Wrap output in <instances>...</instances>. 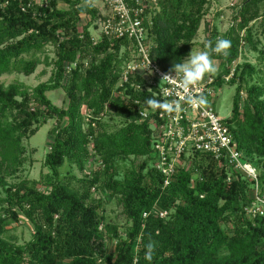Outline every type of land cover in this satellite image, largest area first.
Here are the masks:
<instances>
[{
    "label": "trees",
    "instance_id": "1",
    "mask_svg": "<svg viewBox=\"0 0 264 264\" xmlns=\"http://www.w3.org/2000/svg\"><path fill=\"white\" fill-rule=\"evenodd\" d=\"M59 1L0 0V76L32 74L42 63L38 54L48 45L55 47L49 80L35 87L0 81V172L19 171L26 162L24 140L49 119H57L44 160L49 171L39 180L9 186V205L0 209V264H264V216L253 217L245 209L254 200V182L197 152L165 185V176L153 165L149 122H138L134 103L148 96L130 83L119 86L124 65L132 59L129 41L105 36L96 41L92 23L80 30L79 21L84 14L93 21L99 18L98 9L82 0H62L68 4L63 8ZM207 4L158 0L157 7L146 10L144 21L154 38L150 55L161 68L169 71L193 51ZM262 15L264 0H243L235 16L240 21L225 37L231 41L229 54L212 53L211 58L219 63L218 87L237 85L228 123L243 155L260 169L264 194V166L252 157L264 158V84L250 86L245 80L248 71L250 76L255 71L250 63L237 66L229 81L223 78L238 59L243 39L257 48L259 39L248 24ZM243 29L247 32L241 36ZM243 87L248 94L241 104ZM58 88L66 91L67 107L55 105L47 95ZM106 115L127 122L113 127L103 120ZM130 156L141 161L123 178L102 186L101 168L113 170L117 159ZM94 157L100 167L92 178L62 174L66 162L83 169ZM99 186L117 199L126 221L124 233L118 224L104 223L101 204L87 203L90 190ZM154 207L168 210V216L161 217ZM19 212L34 227L32 238L23 244L6 237ZM107 236L116 240L114 251L108 249ZM149 240L156 242L151 261L145 259Z\"/></svg>",
    "mask_w": 264,
    "mask_h": 264
},
{
    "label": "built area",
    "instance_id": "2",
    "mask_svg": "<svg viewBox=\"0 0 264 264\" xmlns=\"http://www.w3.org/2000/svg\"><path fill=\"white\" fill-rule=\"evenodd\" d=\"M104 3L108 11L100 12L99 18L93 23L102 37L129 41L127 47L131 50L132 59L124 65L119 86L125 87L130 83L135 90L148 96L144 99L135 98L134 103L138 107V122H149L154 151L153 165L165 176V185L172 181L180 167L190 164L195 153H206L254 182L253 188L257 194L245 209L253 217L264 216V194L259 191V169L243 155L234 139L229 119L222 117L215 107V98L221 91L216 82L218 73L206 75L198 86L191 89L192 95L202 94L207 97V107L194 108L181 101L182 111L172 114L147 107L145 102L149 98L173 101L186 95L179 86V77L176 83L161 81L162 75L168 71L161 68L150 55L154 38L149 33L144 15L147 9L157 7L158 0H104ZM213 62L218 70L219 63L215 60ZM234 72L235 67L223 78L229 81ZM153 210L161 217L169 214L168 210L156 207Z\"/></svg>",
    "mask_w": 264,
    "mask_h": 264
},
{
    "label": "rangeland",
    "instance_id": "3",
    "mask_svg": "<svg viewBox=\"0 0 264 264\" xmlns=\"http://www.w3.org/2000/svg\"><path fill=\"white\" fill-rule=\"evenodd\" d=\"M34 1L42 4L46 0ZM242 1L243 0H208V4L203 9L204 15L201 23L199 24L197 35L193 39V43H195L193 52L205 50L204 44L206 41H212L213 39L216 41L217 38L225 39L228 31L233 27L234 24L240 21V19H238V21L235 20V16ZM82 3H91L101 13L108 11L104 0H82ZM58 4L63 8L68 6V4L62 0H60ZM89 22L92 23L90 24V31L92 32L94 39L97 41L102 37V35L100 30L95 27L93 19L90 15H82V18L79 21V29L82 30L83 27ZM248 27L253 29L255 39H259L258 46L257 48L249 46L243 39L239 45V57L236 61L232 62L229 67L230 69L235 67L236 72L237 66H240L244 63H250L255 68V71H253L252 76H250V72L248 71L245 80L248 81L250 86H263L264 55L261 51L264 50V15L255 20H251L248 24ZM246 32L247 29H243L241 31V36H244ZM214 35L216 36L214 37ZM54 49L55 47L53 45H48L44 52L38 54L42 63L38 65L37 69L32 74L25 75L23 73L17 72L5 73L0 76V81L5 85L23 82L29 87H35L39 83L49 80L54 71V65L52 63V61L55 60ZM89 61L90 57H88L84 63H88ZM67 66L70 65L67 64ZM236 87L237 85H225L221 89L220 94L215 98V107L219 114L224 118L229 119L232 115ZM247 94V90L243 87L240 92V101H242L241 104H243L245 101ZM47 95L55 105L59 107H67L69 99L67 97L66 91L63 88L48 91ZM82 111L85 112L86 108L83 107ZM103 120L113 127L122 126L127 122L124 117L118 115H106ZM56 125L57 119L51 118L39 128L34 136H32L30 139L24 140V145L26 148V162L19 171H17L15 174H9L4 171L0 172V177L4 178L3 180L0 178V209L9 205L6 202L9 196V186L25 179L39 180L44 173L49 171V169L44 165V160L53 141L51 129ZM252 157L254 161L256 160V162H259V166H264V158H261L257 155H252ZM139 161H141L140 158L136 159L134 156L119 158L117 159L113 170L105 171L104 168H101V185L103 186L105 183H111L114 179L123 178L126 170L130 169L133 163L137 164ZM99 167V159L94 157L93 159H89L84 163L83 169H80L76 163L71 164L66 162L61 168V171L64 175L71 173L80 178H92L94 175L93 173L97 171ZM259 191H261V188ZM255 194H257V191L255 188H252L251 195L254 196ZM89 195L90 196L87 198V203L91 205L101 204V211H103V214L105 215L104 223H116L118 224L120 231L124 233L126 221L124 216L121 214V207L118 204L117 199L110 198L106 193L103 192V188L100 186L97 188H92ZM19 215V221H14L8 225L9 230L6 234V237L13 242L23 244L32 238L34 227L32 222L28 220L22 212H19ZM106 242L109 251H114L116 240H114L111 236H107Z\"/></svg>",
    "mask_w": 264,
    "mask_h": 264
},
{
    "label": "clouds",
    "instance_id": "4",
    "mask_svg": "<svg viewBox=\"0 0 264 264\" xmlns=\"http://www.w3.org/2000/svg\"><path fill=\"white\" fill-rule=\"evenodd\" d=\"M205 50L200 52H191L187 55L183 63L173 64L169 71L162 75L161 81L176 83L179 77V86L183 93L179 100H160L149 98L145 103L147 107L156 110L159 109L165 113L172 114L182 111L181 101L186 102L192 107H207L208 99L204 95H192L191 89L199 85L206 75H212L217 72V67L212 60V53L225 55L229 54L231 41L223 38H217L215 45L212 41H206ZM173 73L175 75H173ZM145 259L151 261L156 249V242L149 240L145 245Z\"/></svg>",
    "mask_w": 264,
    "mask_h": 264
},
{
    "label": "water",
    "instance_id": "5",
    "mask_svg": "<svg viewBox=\"0 0 264 264\" xmlns=\"http://www.w3.org/2000/svg\"><path fill=\"white\" fill-rule=\"evenodd\" d=\"M250 1V0H249Z\"/></svg>",
    "mask_w": 264,
    "mask_h": 264
}]
</instances>
